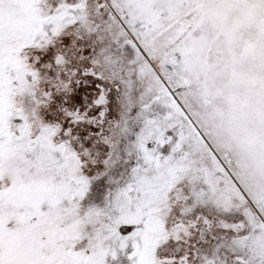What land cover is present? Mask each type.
I'll return each mask as SVG.
<instances>
[{"label":"snow or ice","instance_id":"6c2138e0","mask_svg":"<svg viewBox=\"0 0 264 264\" xmlns=\"http://www.w3.org/2000/svg\"><path fill=\"white\" fill-rule=\"evenodd\" d=\"M0 264H264V0H0Z\"/></svg>","mask_w":264,"mask_h":264}]
</instances>
